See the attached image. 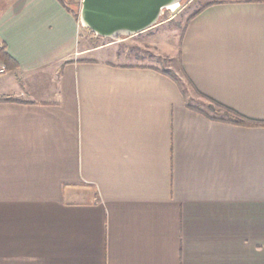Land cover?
Wrapping results in <instances>:
<instances>
[{"label": "crops", "instance_id": "0c3cea01", "mask_svg": "<svg viewBox=\"0 0 264 264\" xmlns=\"http://www.w3.org/2000/svg\"><path fill=\"white\" fill-rule=\"evenodd\" d=\"M201 1L181 73L261 126L215 119L159 67L99 59L109 44L63 0L0 11L17 63L0 75V264H264V0Z\"/></svg>", "mask_w": 264, "mask_h": 264}, {"label": "rangeland", "instance_id": "374dc122", "mask_svg": "<svg viewBox=\"0 0 264 264\" xmlns=\"http://www.w3.org/2000/svg\"><path fill=\"white\" fill-rule=\"evenodd\" d=\"M8 2L9 0H0V11ZM63 2L78 17L81 0H63ZM202 5L201 0H183L176 8L164 10L158 22L160 25L150 31L116 41L104 39L103 44L109 45L105 46L97 57L116 64H151L171 72L181 82L186 98L191 104L201 108L207 114L220 115L223 113L222 110L213 107V111L211 105L191 89L181 73L177 60L178 43L184 24L186 25L188 18ZM87 32L80 27L83 39L86 34H90ZM87 45L85 44V47ZM139 57L144 60H139Z\"/></svg>", "mask_w": 264, "mask_h": 264}, {"label": "water", "instance_id": "95a60500", "mask_svg": "<svg viewBox=\"0 0 264 264\" xmlns=\"http://www.w3.org/2000/svg\"><path fill=\"white\" fill-rule=\"evenodd\" d=\"M183 0H81L78 21L94 36L116 41L158 24L164 10Z\"/></svg>", "mask_w": 264, "mask_h": 264}, {"label": "trees", "instance_id": "16d2710c", "mask_svg": "<svg viewBox=\"0 0 264 264\" xmlns=\"http://www.w3.org/2000/svg\"><path fill=\"white\" fill-rule=\"evenodd\" d=\"M201 9H198L196 12H194L187 20V23L195 16L199 13ZM0 61L5 65V67L7 68V70L9 69H14L17 67V63L15 60H13V58L9 55V53L6 50V44L2 41H0ZM211 107L213 109V107H215L218 110H222L223 113H221L220 115H217V117H214L217 120H227L230 121L234 124L237 125H244V126H261L262 124L245 119L241 116H239L238 114H236L235 112H232L231 110H228L227 108L219 105V104H211ZM196 110L201 111L199 108L196 107H192ZM214 111V109H213ZM217 112V110H215Z\"/></svg>", "mask_w": 264, "mask_h": 264}, {"label": "built area", "instance_id": "2783aa9c", "mask_svg": "<svg viewBox=\"0 0 264 264\" xmlns=\"http://www.w3.org/2000/svg\"><path fill=\"white\" fill-rule=\"evenodd\" d=\"M6 72V67L0 64V75Z\"/></svg>", "mask_w": 264, "mask_h": 264}, {"label": "bare ground", "instance_id": "6f19581e", "mask_svg": "<svg viewBox=\"0 0 264 264\" xmlns=\"http://www.w3.org/2000/svg\"><path fill=\"white\" fill-rule=\"evenodd\" d=\"M174 8H176V7H171L170 9H174Z\"/></svg>", "mask_w": 264, "mask_h": 264}]
</instances>
